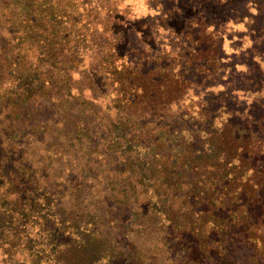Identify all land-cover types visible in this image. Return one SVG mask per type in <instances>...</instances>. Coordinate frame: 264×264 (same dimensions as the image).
<instances>
[{"label": "trees", "instance_id": "1", "mask_svg": "<svg viewBox=\"0 0 264 264\" xmlns=\"http://www.w3.org/2000/svg\"><path fill=\"white\" fill-rule=\"evenodd\" d=\"M181 1L0 0V264H264V31Z\"/></svg>", "mask_w": 264, "mask_h": 264}, {"label": "rangeland", "instance_id": "2", "mask_svg": "<svg viewBox=\"0 0 264 264\" xmlns=\"http://www.w3.org/2000/svg\"><path fill=\"white\" fill-rule=\"evenodd\" d=\"M185 1L186 0L181 1L182 6L188 5L185 3ZM191 1H193V3L195 2L194 4L196 5L199 3H203L202 2L203 0L202 1L191 0ZM204 1H207V2L202 6H198L200 10L207 11L209 14H211L212 13L211 9L216 7L215 9H217L219 13H222L223 16H225V13L227 15V12H228L229 14L233 15L234 18H236V20L241 21L242 25H238L235 28L234 27L231 28V30L232 29L239 30L238 32H235L233 34H239V32L241 34L245 32H249L253 34L256 29L262 32L264 31V0H204ZM155 3H158V5L162 4L165 6H170V4L168 3V0H164V1L150 0V2L147 4L146 7L149 8L151 6L152 8V5H154ZM160 8L163 9V7L160 6V7H157L155 11H157V9L159 10ZM150 10H151L150 13H156L155 11H153V9H150ZM151 18H152V14L151 15L149 14L148 19H151ZM244 18L245 20H243ZM260 23L262 24V27L258 26ZM227 29L229 30L230 26H227ZM222 63H225V60H223ZM239 69H242L245 71L243 67L237 66L236 70H239ZM224 72H225L224 77H223L224 79H225V76L227 77L232 74V72L229 69L225 70L224 68ZM223 82H225V80L221 81V83ZM217 83H220V82L217 81ZM219 89L220 88L217 87L212 90L214 94L211 98L210 96L203 97L202 94H205V93H202V92L200 93V88H197L196 86L192 87L188 91V93L185 95L184 97L185 100L183 99L182 100L183 102L181 103V105L180 106L177 105V106H179L181 110L184 112V114L187 116V118L189 119L188 121L192 120V121L199 123L200 121L206 120L207 121L206 124L209 127L211 133H216L224 125L223 122H225V113H220L221 110L219 112L215 110V116L212 117L208 114L201 113V109L204 108V109L214 110L216 109V106L218 107L219 104L225 106V95L223 96L216 95V92H218ZM204 96H207V95H204ZM261 96L264 97V90L262 91L260 96L258 97L256 96V99L259 100V102H261L260 100ZM249 113H251V115L253 116V118L248 119L249 135L255 137L257 141H260L262 143L261 145H263V148H264V107L259 110L257 108L251 109L249 110ZM246 114L247 112L243 113L242 116H240L241 119H243ZM241 127L242 126H237V127L234 126L233 129L234 131L241 134L240 132ZM0 132H3V126H0ZM31 147L33 150L38 149V144L35 143Z\"/></svg>", "mask_w": 264, "mask_h": 264}]
</instances>
